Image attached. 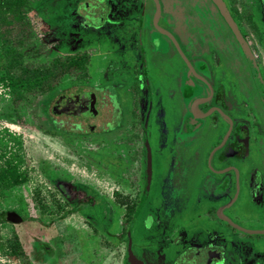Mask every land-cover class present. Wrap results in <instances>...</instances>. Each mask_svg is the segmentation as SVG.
Returning a JSON list of instances; mask_svg holds the SVG:
<instances>
[{
  "label": "flooded vegetation",
  "instance_id": "obj_1",
  "mask_svg": "<svg viewBox=\"0 0 264 264\" xmlns=\"http://www.w3.org/2000/svg\"><path fill=\"white\" fill-rule=\"evenodd\" d=\"M82 1L79 9L89 7ZM159 1L157 24L173 35L193 71L172 38L154 25L153 0H135L131 5L116 0L115 6L124 13L115 18L116 95L109 99L111 108L99 94V114L79 117L74 111L80 102L74 103L73 96L97 90L77 87L59 93L49 102L52 118L47 133H55L56 115L75 119V128L85 131L82 122L91 130L95 127L91 120L110 113L106 126H115V223H121L116 221L119 216L127 219L126 229L121 226L122 234L115 235L124 243L121 264L128 244L142 264H222L221 254L227 259L233 251L230 230L252 233L219 218L218 208L234 196L238 185L236 200L223 213L241 225L229 210L242 197L260 196L264 188V90L261 95L247 56L212 0L182 4L177 10L181 16L172 12L178 0ZM222 1L264 84V0H250L244 8L236 0ZM188 10L193 17H187ZM158 73L162 80L153 86L152 77ZM206 111L210 114L195 117ZM228 129L209 163L211 151ZM41 172L71 204L70 213L107 204L103 198L97 202L85 183L58 180L54 167L45 165ZM153 178L160 180V186L151 194ZM118 202L126 209L119 210ZM144 212L145 231L135 242L132 233ZM207 216L224 223L226 232L209 221L201 223Z\"/></svg>",
  "mask_w": 264,
  "mask_h": 264
},
{
  "label": "rangeland",
  "instance_id": "obj_2",
  "mask_svg": "<svg viewBox=\"0 0 264 264\" xmlns=\"http://www.w3.org/2000/svg\"><path fill=\"white\" fill-rule=\"evenodd\" d=\"M80 1L26 0L19 6L12 0H0V218L8 211L23 218L20 223L0 219V264L122 261L124 243L117 241L115 235L122 234L121 226L126 229L127 219L122 215L116 218L121 223H115V126H106L110 113L91 120L93 130L82 122L85 131L75 128V119L56 115L55 133H47L52 96L78 86L92 88L110 109L109 99L116 95L115 18L124 13L123 9L115 6L116 0H84L89 7L79 9ZM123 1L131 5L135 0ZM178 1L172 11L174 16H181L177 10L182 4H193V0ZM236 1L242 8L251 3ZM187 13V17H193ZM74 54L85 57L80 73H75L74 67L57 82L54 75L45 76ZM37 77L41 78L39 82L25 83L26 79ZM152 79L156 86L162 80L161 73ZM48 85L53 87L38 90ZM18 95H22L19 100ZM169 139L170 136L171 145ZM45 165L55 168L58 180L85 183L97 202L103 198L107 204L70 213L71 204L41 172ZM154 178L151 194L160 186V180ZM260 191V196L248 195L246 200L242 197L229 210L241 225L264 228V188ZM119 204V210L126 209ZM144 214L132 233L135 242L145 231ZM206 221L226 232V226L217 218L207 216L201 223ZM228 234L233 251L227 259L221 254L222 264H264V234H241L233 229ZM221 239L225 241L223 236ZM17 248L19 254L15 252Z\"/></svg>",
  "mask_w": 264,
  "mask_h": 264
},
{
  "label": "water",
  "instance_id": "obj_3",
  "mask_svg": "<svg viewBox=\"0 0 264 264\" xmlns=\"http://www.w3.org/2000/svg\"><path fill=\"white\" fill-rule=\"evenodd\" d=\"M80 2H83V1L81 0ZM153 2L155 3V11H154V14H153V23H154V25L161 32L168 34L170 36V38H172V40L174 41L175 45L180 50V52H181V54H182V56H183V58L185 60L186 65L189 67L190 70L193 71L191 63L189 62V60L187 59L185 54L182 53V50L179 48V46H178L175 38L173 37V35L170 32H168L167 30L161 28L157 24V18L159 17L160 9H161L160 1L159 0H153ZM212 2L215 4L219 14L222 16V18L227 22V24L231 28L233 34L236 36V38L238 40L243 52L247 56V58H248V60L250 62V65L252 66V71H253L257 86H258V90H259L260 94L262 95L263 94V90H264V84H263V81L260 78L259 71L257 69V66H256V63H255L254 58L252 56V53L249 50L248 44L246 43V41L242 37L241 33L239 32V30H238V28H237V26L235 24V21H234L233 17L231 16V14H230L227 6L225 5V3L222 0H212ZM96 96L97 95L93 91L84 92L82 94L74 95L73 96V98L75 99L74 103H76V102L79 103L80 102V104L78 106V109L76 111H74V114L76 116H79V117H93V116L98 115L99 111L96 108ZM201 100H202L201 98H200V100H195L194 103L195 102H199ZM193 106H194V104L192 105V107ZM60 111H63V110H60ZM192 113H194V115H195V112H192ZM209 114H210V111H206V112L202 113L201 115L195 116V117L202 118V117H205V116H207ZM198 125H199V123L196 125V127ZM230 127H231V124L229 126V129H230ZM90 128H91V130L93 129L92 126ZM229 129H228V131L226 133V136H225L224 140L218 146L213 148V150L211 151V153L209 155V163H210V160H211V157H212L213 153L219 147H221L223 145V143L225 142L226 137H227V135L229 133ZM238 191H239V186L237 185L236 192H235L234 196L227 203L223 204L222 206H220L218 208L217 216L219 218H222V219L226 220L231 226H233V227H235V228H237V229H239V230H241L243 232L252 233V234H264V228L251 229V228L243 227V226L235 223L234 221H232L228 216H226L223 213V209L225 207H228V206L232 205L233 202L236 200L237 195H238ZM0 219L5 220V221H9V222H13V223H20V222L23 221V218L15 211L5 212L3 215H1ZM123 264H142L141 261L132 252V250L130 248V244L127 245V251H126V254H125V259H124Z\"/></svg>",
  "mask_w": 264,
  "mask_h": 264
},
{
  "label": "trees",
  "instance_id": "obj_4",
  "mask_svg": "<svg viewBox=\"0 0 264 264\" xmlns=\"http://www.w3.org/2000/svg\"><path fill=\"white\" fill-rule=\"evenodd\" d=\"M13 2H15L17 5L21 6L22 4H24L26 2V0H12ZM85 61V57L83 55H71V56H67L65 58V60H63L62 62L59 63L58 67L54 70V71H49V73H46L45 76L48 77L50 75H54V80L57 82V80H59V78L67 73L72 71V69L75 67L76 71L75 73H80L79 70L83 69V63ZM26 71V70H25ZM41 80L40 77L34 78V79H26L25 83H31V84H35L37 82H39ZM51 87L53 86H49L48 87H43L40 86L38 88V90H49ZM78 88L83 89V86H78ZM22 95H18L16 98L19 100L21 98ZM15 252L17 254L20 253V249L17 248V250L15 249Z\"/></svg>",
  "mask_w": 264,
  "mask_h": 264
}]
</instances>
